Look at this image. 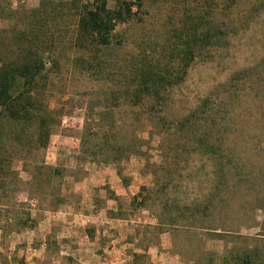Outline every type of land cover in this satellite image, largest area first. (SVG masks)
<instances>
[{
    "label": "rangeland",
    "instance_id": "rangeland-1",
    "mask_svg": "<svg viewBox=\"0 0 264 264\" xmlns=\"http://www.w3.org/2000/svg\"><path fill=\"white\" fill-rule=\"evenodd\" d=\"M58 1L12 0L11 5L35 8ZM80 1L79 13L72 6L63 22L53 18L56 23L51 28L56 30L58 42L37 81L39 96L53 110L48 145L28 161L17 162L26 184L7 211L0 208V225L6 224L4 216L15 223L29 214L28 225L35 221V226L46 211L70 207L80 214L100 212L99 219L81 218L73 226H116L112 235L118 245L94 252L99 263L219 264L247 246L256 263L264 264V236L254 229L256 211L264 209V0H106L109 8L123 1L141 5V10L133 6L134 15L115 21L110 44H103L79 25L82 8L104 0ZM7 25V20L0 19V27ZM144 71L162 76L161 83L156 82L162 94H151L162 103L144 111L145 107L132 106L122 97L117 107L120 118L116 115L120 123L136 126L144 141L141 153L114 162L93 156V150L82 151V137L89 133L92 140L94 136L95 127L84 132L90 114L106 103L113 104L112 96L119 90L140 86ZM146 94L140 99L151 101ZM206 99L213 113L197 115L203 122L199 128L209 129L210 118L225 126L219 141L223 159L202 153L189 124L187 129L175 124ZM135 113L141 116L136 124L131 117ZM39 159L63 169V201L56 210L46 208L47 190L29 186L31 165ZM221 165L228 174L245 175L235 192L236 200L224 210L240 221L244 212L240 205L253 206V221L227 226L231 231L220 237L179 225L190 220L185 218V204L213 193L214 170ZM106 167L113 169L111 180L103 173ZM88 173L92 180L85 183L86 191L81 192L79 186L75 190L73 183ZM171 216L178 224L167 223ZM59 221L62 223L57 218L56 226ZM8 241H0L7 251ZM20 243L13 254L23 264L37 258L47 262L56 251L51 246L46 255H32L31 245ZM135 249L137 257L127 259Z\"/></svg>",
    "mask_w": 264,
    "mask_h": 264
},
{
    "label": "trees",
    "instance_id": "trees-1",
    "mask_svg": "<svg viewBox=\"0 0 264 264\" xmlns=\"http://www.w3.org/2000/svg\"><path fill=\"white\" fill-rule=\"evenodd\" d=\"M11 1L0 0V19L8 21L6 27H0V208H6L4 211H7L9 205L14 204L16 193L26 184L20 176L17 162L28 161L31 155L40 152L48 145L51 131L48 121L52 118L53 110L39 96L37 81L43 75L46 60L49 61L53 53L51 51L58 42L56 30L51 28L52 23H56L53 22V18L57 17L56 20L63 22L70 16L72 6L79 13V3H81L80 0H59L55 4L45 2L35 8L23 6L12 8ZM136 5L132 1H123L117 7L109 8L104 0L101 4L96 2L94 6H84L83 13L79 17V25L90 36L98 37L103 44H110V33L114 29L115 21L123 19L125 15L130 16L132 13L134 15L136 10L133 12L132 9ZM137 9L141 10V5H137ZM57 24L61 25V23ZM160 79H163L162 76L152 71H144L141 73L140 86L119 90L117 96H112L115 101L113 104L106 103L102 109L90 114L84 123V132L95 127L94 136L91 140L90 134L84 133V135L88 133V136L82 137L84 147L82 151L93 150V156L114 162L128 158L132 153H141L144 141L138 137L135 125H129L127 121L120 123L117 120L116 115L120 118L117 107L123 97L125 102L132 106L145 107L144 111L148 108L155 109L162 102L152 98L151 94H162V90L159 89L161 85L156 84L157 80L160 82ZM144 93L150 96L151 101L146 102L145 97L140 99ZM207 103L206 99L175 124L186 129L189 124L190 132H193L192 138L196 140L202 153L207 154L211 159H223L225 156L221 152L219 141L224 137L225 126L218 120L214 123V119L210 118L213 122L209 129L200 130L199 128L203 127V122L200 118L197 119V115L202 111L205 114L213 113L208 109L210 105ZM218 110L221 114L222 109ZM131 117L135 124L141 121L139 113ZM150 117L154 118L151 114ZM150 123L155 127L156 123L151 119ZM88 146L91 147L88 148ZM214 175L216 179L214 183L211 182L213 193L200 201L193 200L190 204H185L184 209L187 214L184 217L190 220L188 223L179 225H188L220 237L221 234L231 231L227 226H233L234 223L240 226L253 221L254 207L240 205L245 208H243L242 220L234 221L229 215L230 210H224V207H231V202L236 200L235 192L244 181L245 175L228 174L224 165L217 166ZM62 178L63 169L59 166L46 164L42 159L31 165L29 186H32L34 190L48 191L44 198L48 200L47 210H56L63 201ZM28 193L34 196V191L28 190ZM25 215V218H17L15 223L11 220L8 222L9 218L4 216L6 220L3 222L6 224L0 225L4 238L13 226L23 228L34 226L35 221L28 225L30 216ZM0 217H2L1 213ZM175 219L171 216L167 223L178 224ZM0 255L1 264H8L4 254ZM219 264L257 263L251 250L246 246L241 251L230 253L229 257L224 258Z\"/></svg>",
    "mask_w": 264,
    "mask_h": 264
},
{
    "label": "crops",
    "instance_id": "crops-1",
    "mask_svg": "<svg viewBox=\"0 0 264 264\" xmlns=\"http://www.w3.org/2000/svg\"><path fill=\"white\" fill-rule=\"evenodd\" d=\"M104 172L108 173V180L113 179L112 168L106 167L103 170ZM91 180L92 175L88 173L86 177H83L81 181L73 183L72 186L75 190L80 187L81 192H85L87 189L85 183H89ZM130 186H127V189H130ZM116 193L118 194V192ZM45 213L46 215H42L35 226L25 228L22 226H13L5 235L6 242L10 238V241H8V243L10 242V245H8L9 250L7 251V248L5 249L0 243V251L4 250L7 253L5 256L8 257V260H6L7 263L23 264V260H15V254H13L18 249L21 241L22 243L26 242V244H30L31 250L33 251L31 254L37 256L40 254L43 255V253L46 255L51 246L56 248L55 253L49 256L47 262L37 258L33 259L30 264H109V262L103 261L99 263V256L95 253H99L100 250L105 251L104 247L108 245H112L111 248H115L118 245L117 237L112 235L113 233L116 234V230H114L116 226H97L98 224L93 226L72 225L75 224V220H81V218L86 219L91 217L93 219H99L100 212L92 214L82 212L80 214L76 211H71L69 207L64 210L46 211ZM57 218H60L62 221V223L59 221L58 226H56L55 222ZM2 239H4V236L0 229V241ZM12 242L15 244L14 246L11 244ZM125 244L127 246L132 245V243L128 242ZM135 251L136 249L131 252L130 256H126L127 259L136 258L137 253ZM112 252L114 251L112 250Z\"/></svg>",
    "mask_w": 264,
    "mask_h": 264
},
{
    "label": "built area",
    "instance_id": "built-area-1",
    "mask_svg": "<svg viewBox=\"0 0 264 264\" xmlns=\"http://www.w3.org/2000/svg\"><path fill=\"white\" fill-rule=\"evenodd\" d=\"M257 224L254 226L256 232L264 236V209L259 208L256 211Z\"/></svg>",
    "mask_w": 264,
    "mask_h": 264
}]
</instances>
